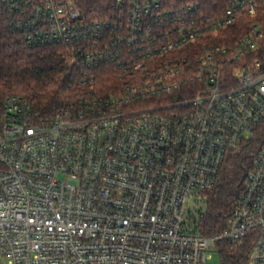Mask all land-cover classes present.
I'll use <instances>...</instances> for the list:
<instances>
[{
	"label": "built area",
	"instance_id": "2783aa9c",
	"mask_svg": "<svg viewBox=\"0 0 264 264\" xmlns=\"http://www.w3.org/2000/svg\"><path fill=\"white\" fill-rule=\"evenodd\" d=\"M87 1L0 0L30 47H66L76 89L50 115L0 105V264H210L250 235L264 264V0H110L103 16ZM244 148L227 225L206 236L204 192Z\"/></svg>",
	"mask_w": 264,
	"mask_h": 264
},
{
	"label": "trees",
	"instance_id": "16d2710c",
	"mask_svg": "<svg viewBox=\"0 0 264 264\" xmlns=\"http://www.w3.org/2000/svg\"><path fill=\"white\" fill-rule=\"evenodd\" d=\"M204 10L223 9L229 0H192ZM110 0H88L82 4L86 16L105 15ZM254 20L244 16L235 24H253ZM264 58V50L262 52ZM68 51L64 45L30 47L24 36L13 32L9 14L0 3V105L8 95H20L32 102L44 115L56 112L68 96L75 94L71 82ZM112 76L105 71L98 75V85L108 88ZM264 138L253 142L251 149H259ZM248 148V147H247ZM244 148L228 153L216 186L206 190L207 214L201 221V232L213 236L226 225L234 201L251 167L250 154ZM252 237H248L242 248H232L227 241L218 243L222 264H248Z\"/></svg>",
	"mask_w": 264,
	"mask_h": 264
},
{
	"label": "rangeland",
	"instance_id": "374dc122",
	"mask_svg": "<svg viewBox=\"0 0 264 264\" xmlns=\"http://www.w3.org/2000/svg\"><path fill=\"white\" fill-rule=\"evenodd\" d=\"M212 258L210 259V264H222L221 257L218 251L212 252Z\"/></svg>",
	"mask_w": 264,
	"mask_h": 264
}]
</instances>
